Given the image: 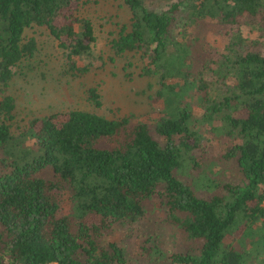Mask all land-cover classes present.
Instances as JSON below:
<instances>
[{"label":"trees","instance_id":"trees-1","mask_svg":"<svg viewBox=\"0 0 264 264\" xmlns=\"http://www.w3.org/2000/svg\"><path fill=\"white\" fill-rule=\"evenodd\" d=\"M88 1L0 0V264H264V0H123L130 17L110 49L140 53L142 74L158 77L154 120L75 109L14 133L6 88L37 47L25 29H46L66 70L86 74ZM217 140L222 153L208 155ZM140 223L134 257L110 236Z\"/></svg>","mask_w":264,"mask_h":264},{"label":"rangeland","instance_id":"rangeland-1","mask_svg":"<svg viewBox=\"0 0 264 264\" xmlns=\"http://www.w3.org/2000/svg\"><path fill=\"white\" fill-rule=\"evenodd\" d=\"M78 15L92 21L96 37L90 55L79 59L80 65H92L91 71L83 75H73L66 70L62 50L46 29L37 26L25 29L24 37H34L37 47L32 57L22 60L15 67V74L6 88V93L15 102V118L11 124L14 133H18L32 119L75 109L93 111L107 118L133 114L138 119L151 122L156 117L158 109L154 111L150 97L157 88L158 77L142 74L144 60L140 53L128 52L115 56L110 49V41L117 35L119 26L127 23L130 17L123 0H90L79 7ZM65 16L60 17L57 23H62ZM240 23L245 36H255L252 18L241 20ZM208 29L210 43L223 52L227 44L226 37L213 23L209 24ZM90 87L97 89L100 107H95L88 100L86 91ZM207 143L208 155L219 157L225 147L223 140ZM219 167L228 169L222 161L217 165ZM67 198V192L59 194L60 203L67 201ZM95 222V217L88 218V223ZM144 227L145 224L140 223L129 234L117 230L110 239L122 243L137 257V234L141 235ZM161 244L164 249L168 248L166 243Z\"/></svg>","mask_w":264,"mask_h":264}]
</instances>
